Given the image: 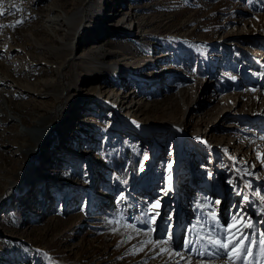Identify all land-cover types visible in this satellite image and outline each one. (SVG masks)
Instances as JSON below:
<instances>
[{"label": "rangeland", "instance_id": "1", "mask_svg": "<svg viewBox=\"0 0 264 264\" xmlns=\"http://www.w3.org/2000/svg\"><path fill=\"white\" fill-rule=\"evenodd\" d=\"M96 1L74 33L45 21L50 5L69 14L82 0H0V26L11 25L0 27V63L25 79L34 77L28 66L41 70L59 90L63 67L74 86L62 119L45 99L58 121L53 137L75 99L85 109L45 163L49 144L28 161L15 154L3 174L0 264H264V0ZM96 61L97 81L82 82ZM139 83L124 104L114 96ZM136 102L178 115L148 129V114L128 107ZM118 155L125 169L137 164L133 188L114 166ZM209 240L227 244V255H213Z\"/></svg>", "mask_w": 264, "mask_h": 264}, {"label": "bare ground", "instance_id": "2", "mask_svg": "<svg viewBox=\"0 0 264 264\" xmlns=\"http://www.w3.org/2000/svg\"><path fill=\"white\" fill-rule=\"evenodd\" d=\"M50 10L51 12L50 14H48L46 21H45L47 24L46 25L47 28L48 27L55 28L58 21H62V22L67 23L68 26L73 27L74 33H77V32L80 33L83 28L82 24L84 21V16H88L89 14H92L93 11H98L99 6H97L96 0H82V5L80 6V8L69 14H66V12L64 13L62 9H60V6L58 3L50 5ZM103 10L104 9L102 8L101 14ZM98 13L99 12H96L95 17L93 18L96 19L97 18L96 16L98 15ZM115 13L116 12L113 13V17L116 16ZM107 15H109L108 12H107ZM100 16L97 20V24H98V21L103 22L104 20H106L105 18L101 19ZM123 18H126V16L125 15L121 16V19ZM88 26L90 27V23L88 24ZM74 50H75V47L72 41L71 47L68 48L64 52L65 58L63 60L66 66L70 64V60L75 59V57L72 55L74 53ZM41 59H44V58L42 57ZM7 62L10 63V61H7ZM103 64L104 63L100 61L91 63V65L87 68V71H85L84 77L81 79V81L88 82V83L94 80L97 81L98 77L94 73L97 71V69L100 70ZM9 67L10 66H7L5 62H3V64L0 63V72L3 77L13 80V83L17 91L8 90V88L6 87H8L9 85L6 83H2L0 80V84L3 85V86H0V87H3L0 89V180L1 178H3L6 172L9 171V167L12 165L14 159L16 160L15 154L17 153L21 154L25 158V160L28 161L33 158L31 156L33 152L36 155L37 153H39L37 152V150H40V149L43 150L47 146L46 144H49V146L46 147L44 151L45 157L42 162L45 163L46 158L50 154L51 150H55L59 144L56 140L59 139L60 137L64 138V136H66V134L72 130V126L75 125V119L80 118L85 110L84 108L82 109L78 107V105H80L83 102V100L81 99L79 100L78 98L75 99L74 104H76L77 109L74 111H71L72 116H70L63 123L58 134L55 137H53L54 136L53 131L55 130L58 124V121L54 119L53 117V113L55 111L53 112V110L48 109V106H47L48 102L45 99L47 97L51 98V100L59 104V107L56 112L60 116L62 115V112L66 110V107L68 104L64 102L63 98L65 97V99H68V97L72 96L71 94H72V90H74L73 89L74 86L73 84L71 85L67 81V78H66L67 76L64 73L65 69L63 67L61 68V70L63 71H61L62 77L61 76L60 77L62 78L63 84L67 83V85L64 84L62 89L59 90L56 81L50 82L47 80L46 82H44L45 80L42 81L39 79L38 76L41 73V70L38 71L33 68L30 69V66H28L27 70L25 71L26 72L29 71L32 75H34V77H29L25 79V77L22 75L20 70H18L15 67H11L13 68L11 72L9 71ZM115 70H118V68L113 67L114 72ZM15 75H21V78H15L14 77ZM64 79L66 82L64 81ZM145 84L146 83L144 82V85ZM102 85H104V83H101V86H99V90L96 93V96L100 98L103 96V93L105 92V90H103L104 88L101 89ZM135 88H133L134 90L130 91L131 93L126 96H121L116 93H114V96L120 99H124L123 101H121L124 104L130 98L132 97L135 98L136 94L140 91V88H142L141 83H139L138 85H135ZM95 89H97V87H93L91 90H95ZM152 106H153L152 103H149V105H143V103L136 102V103L131 104L128 107L133 108V111L135 113L137 111H142L143 115L148 114V116L144 118L147 119L148 122H154V124L148 125V129H152V130H165L166 129L165 125L166 123H168V121L166 122L164 120L174 119L178 115V112L176 111L165 110L159 107H155L154 111L153 110L150 111L152 109L151 108ZM63 117L61 116L60 119H62ZM48 120H50V122H48ZM174 126L178 129L182 128L181 124H177ZM51 127L52 129L50 130ZM28 145H30V148L32 149V151L29 153V156L26 157L27 156L26 149ZM9 146L16 147V150H11L12 148ZM207 148H209L208 145H207ZM8 151H10L11 154ZM241 153H243V151H241ZM241 153L240 155H242ZM241 157H244V156H241ZM250 160L247 159L246 163H243V164L244 165L248 164L249 163L248 161ZM8 163L10 164L8 165ZM32 167L34 169H36L35 167H37L38 170L40 169L39 166L35 165V163L33 164ZM25 169H22V170H25ZM30 169H31V166L30 168H28V170ZM34 169L31 171L35 172ZM32 176L33 175H31V177ZM35 176H38V174ZM35 176H33L32 178H34ZM51 176H54V175H51ZM20 177H21V174L18 172V174L16 175V178L12 179L11 181L12 186L18 183Z\"/></svg>", "mask_w": 264, "mask_h": 264}, {"label": "trees", "instance_id": "3", "mask_svg": "<svg viewBox=\"0 0 264 264\" xmlns=\"http://www.w3.org/2000/svg\"><path fill=\"white\" fill-rule=\"evenodd\" d=\"M121 157H120V155H118L116 158H114V161H115L114 166L116 168H119L123 172L125 178L128 181L129 187L133 188L135 185H138V183H139V180H137L138 174L135 170L137 164L134 162L132 164L134 166V171L130 168L125 169L123 166H120V164H122V160H121L122 158Z\"/></svg>", "mask_w": 264, "mask_h": 264}, {"label": "snow or ice", "instance_id": "4", "mask_svg": "<svg viewBox=\"0 0 264 264\" xmlns=\"http://www.w3.org/2000/svg\"><path fill=\"white\" fill-rule=\"evenodd\" d=\"M8 26H11V25H4L0 27H8ZM191 243L192 241H187L185 243V248H187L188 244H191ZM208 243L211 244L212 247L215 249V252L213 253V255H216V256L227 255V252L224 251L225 249L228 248L227 244H223V243L212 241V240H209ZM232 247H235V245L233 244Z\"/></svg>", "mask_w": 264, "mask_h": 264}]
</instances>
